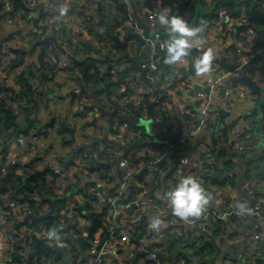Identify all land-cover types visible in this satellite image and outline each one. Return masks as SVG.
<instances>
[{"label": "built area", "instance_id": "built-area-1", "mask_svg": "<svg viewBox=\"0 0 264 264\" xmlns=\"http://www.w3.org/2000/svg\"><path fill=\"white\" fill-rule=\"evenodd\" d=\"M117 1L133 6V8L128 6L129 9L138 10L137 0ZM205 1L211 3L213 0ZM22 2L23 6L15 9V0H0V39L3 40V46L0 48V82L18 91L21 85L17 81V75L34 65L39 67L41 54L46 51L52 79L57 81L59 77L61 87L65 88L61 95L70 97L71 91H75L78 96L81 95L83 85L80 78L78 77L79 81L75 85H71V80H75V76H72L71 68L74 63L69 53L75 45L71 44L65 34L62 20L70 27L72 39L75 40L78 36L84 39L86 32H90L101 15L98 11V0H22ZM183 2L184 0H174L175 9L179 10ZM72 6H75L74 11L83 12L75 24H70L66 20L73 12L69 11ZM61 8L64 9L63 12ZM148 8L150 13L147 11ZM170 9L171 7L163 0H152L143 8V13L150 24L148 37L153 51L150 55L148 74L152 78H156V73L160 74L159 70L161 72L154 54L157 51L161 52L160 44L165 41L160 39L158 42L152 33L159 30L167 32L164 26L159 27L156 14L161 11L169 13ZM102 13L105 15L104 8ZM244 17L245 14L241 18L232 17L225 9H221L216 20L203 23L209 27L207 36L212 42V48L218 45L227 46L230 53L234 52L236 55L245 49L244 51L251 52L248 55L249 59L253 56L260 57L255 62L257 69L251 68L250 73L252 72L263 90L264 30L252 26L242 33L241 41L236 39L239 35L236 28V37H230V40L225 38L226 32L220 31L225 21L237 20V24H241ZM105 18L112 22L108 16ZM125 26L141 35L144 34V28L139 26L134 17H129L117 25L116 32H121V40L128 44L127 50H138L142 47L139 38L125 37L126 32L123 31ZM19 29L21 33L17 34ZM215 29L219 30L220 34ZM13 36L20 38L13 41ZM49 36H54L55 40L46 42ZM107 41H110V47ZM96 46L100 53L93 48L87 56L97 57L108 53L115 56L120 52L110 39H103ZM26 47H31V52L26 53ZM18 57L21 63L15 65ZM76 57L81 58L78 55ZM11 64H14L15 68L10 72L8 67ZM189 69L188 59L184 57L172 65L166 76V90L173 86L171 83L174 79L177 78L179 81L178 108L180 113L188 118L187 127L179 133L173 129L168 130V126L163 129L160 124L153 125L152 130L157 136L168 137L166 142L143 146L141 150L137 149L140 147L130 149V145L135 141L131 135L124 133L130 125L123 122L116 125L118 127L116 134L118 141L123 144L127 142L129 149L127 155H123L126 150L118 155L117 152L104 150L102 147L100 150H95L94 147L82 150V144L77 146L75 143L70 151L64 152L61 146L58 148L51 142L52 140L55 142L56 133L63 136L60 133L59 121L57 125L48 124L39 116L33 117L34 124L30 129L25 128L29 131L28 134L24 130L7 137L0 136L1 176L14 165H19L16 173L26 174L32 178V188L15 193L3 190L0 183V264H18L16 253L22 256L24 264H68L63 263L61 259H55L53 254L51 257L43 258V261L37 260L35 241L38 239L37 241L50 245L52 249L62 248L64 253L76 251L80 247L76 240L79 236L78 230L81 231L80 234H88L87 226L90 221L87 214L90 210L86 209V205L91 204L97 211L101 209L102 200H106L103 211L107 208L103 217L105 227L94 233L88 249L77 256L74 264H120L121 260H127V264H136L140 253L144 254L139 258L140 264H173L169 240L176 237L174 240L176 241L180 236L189 239L191 245L201 236L213 239L217 251L218 246L222 249L216 264H257L259 260L264 261V161L263 167L253 170L250 175H246L247 167L244 164L249 160L246 158L248 150L264 155V119L260 114L245 117L243 112L237 113L238 120L231 124L226 121L227 117L220 116L213 103V97L219 96L225 109L235 114L238 100L253 90L245 82L238 80L243 69L237 67L234 70H220L217 78L211 82L210 93L198 91L194 95L189 94L193 87L187 76ZM116 71V68L113 69L114 74ZM232 80L236 85L232 86ZM145 87L146 91L142 95L124 97L121 100L120 108L123 113L131 111L128 102L132 98L136 99L138 106L145 105V96L155 90L153 84L146 83ZM232 90L235 92L230 94ZM10 94V91L0 90V102ZM193 99L199 102L197 108ZM95 101V97L89 94L86 99L79 101L77 110L89 112L88 121L98 125L99 129L104 127V131L112 133L110 123L113 117L102 116L100 106L96 105ZM14 105L22 116L20 101H16ZM158 119L159 117L156 118ZM255 122H259L260 126L257 132L252 130ZM13 131L14 128L8 130L11 133ZM87 132L88 135L93 133L89 130ZM176 134L181 138L171 142L169 138ZM181 141H195L200 145L196 147V152H189L181 149L188 147L182 145ZM221 150L225 152L223 156L218 155ZM105 162H109L110 170L102 169ZM143 174L144 179L140 180ZM182 175L196 176L208 192L209 203L199 217L185 220L173 214L168 206L165 193ZM77 179L89 184L87 194L79 193L77 189L68 190L69 185ZM133 185L142 189L132 198ZM50 186H53L52 192H49ZM78 194L81 197H77ZM47 195L68 198L67 214L55 219L57 230H67V227H70V231H66L68 238L60 237L57 240L48 236L50 229L46 218L54 214L55 210L44 201ZM29 198L36 200L35 204L31 203ZM241 203L251 211L241 210L239 207ZM80 204V208L83 207L81 209L78 208ZM146 215L147 223L143 221ZM153 215L162 218L159 229L150 226L149 219ZM108 232L110 235L105 238ZM208 252L207 248L203 251L209 256ZM185 254L190 257V261L187 263L184 255L176 264H198L201 260V257L194 253L193 247Z\"/></svg>", "mask_w": 264, "mask_h": 264}, {"label": "trees", "instance_id": "trees-1", "mask_svg": "<svg viewBox=\"0 0 264 264\" xmlns=\"http://www.w3.org/2000/svg\"><path fill=\"white\" fill-rule=\"evenodd\" d=\"M114 1V6L112 7L114 9V14L118 17L120 20V23L128 19L129 17H138L141 18L140 13H138V10H132L129 9L128 5L126 3H122L117 0ZM193 4H191V8L195 9L196 6L199 3H202L204 6V14H201L199 12L198 14V20H205L206 18H210V21L216 20L219 16V11L221 9H225L230 16L241 18L243 14H245L244 19L242 20L241 24H237L235 28L238 31V34L241 36L243 32H245L248 28L254 26L260 30H264V0H213L211 3H208L205 0H192ZM22 0H15V9H18L20 6H23ZM103 4V8H104ZM151 7L154 8V5L151 4ZM105 10V8H104ZM211 10V11H208ZM158 13V12H157ZM158 16V14H156ZM105 16L107 17V12L105 10ZM147 18V17H146ZM143 22H147L148 20L145 19V17L141 20ZM93 31V30H91ZM72 37V34H71ZM168 37V33L165 31H158L157 34V41L159 42L160 39L166 40ZM132 38V37H131ZM135 38V37H134ZM109 40L107 37L102 36L101 40ZM130 39V38H128ZM51 40H55L54 36H49L46 42H49ZM74 45H75V51L76 54L79 52L78 43H75V40L73 39ZM82 44L86 45V43L89 44L88 41H85L83 38L80 41ZM89 53V52H88ZM161 55L165 57V50L161 48ZM19 54H21V50L19 49ZM47 52L43 51L41 54V65L39 67H36L35 65L33 67H30L29 69H26L22 71L20 74L17 75V81L21 85V88L17 91L16 89L6 86V84L0 82V90L3 91H10L11 94L8 97H5L0 102V136L7 137L11 134H18L26 129H30V126L34 124L33 117L38 116V112L41 106V102L37 98V94L40 93L39 89L37 87V80L45 78V75L48 73V70L51 69V66L46 59ZM19 58L15 61V65H19L21 61H19ZM87 61L81 62V61H73L74 65L71 68L72 69V76H76L80 78L81 83L86 87L89 91L95 90V97L98 98L99 103L101 104V100H104V98L107 99L105 101V105L108 106V103L111 106H115V100H116V94H119L118 86L120 84V80H118L115 75L107 70H102L101 63L95 59L93 56H86ZM14 64H11L8 69L11 72L15 68ZM166 72V69L164 73ZM129 74H125V77L127 78ZM157 79L160 78V74L156 77ZM154 93L159 94L158 91H155ZM257 94V93H256ZM131 97V92H124L122 93L121 97ZM260 96L258 97L259 100ZM146 99H149V102L146 101ZM156 99V98H155ZM152 100L151 96H146L145 101L152 104V110L154 112V116L157 114V110L155 109V106L158 103H161L162 99L154 101ZM16 101H20V110L22 114V119H19L20 113L16 111L14 103ZM147 106H141L140 110L143 113L146 109H148ZM245 117H251L256 116L257 114H260L264 119V102L261 104V108L259 110H247L244 112ZM133 120H137L138 117L135 115L136 113L130 112ZM116 120L115 118H112L111 120V127H112V133H116L118 131V127L116 126ZM10 128H14V131L8 132ZM260 126L259 122H255L253 125L252 130L253 131H259ZM66 130V129H65ZM142 134V138H139L138 141H145L146 138V132L144 128H139ZM66 141V139H65ZM183 144H188V147H182L181 149L187 150L189 152H196L199 142L195 143V141H181ZM135 143V142H134ZM133 144V143H132ZM132 144L130 146H132ZM100 145V144H99ZM98 144L94 146L95 150L99 149L100 146ZM104 150L112 151L117 146L106 144V146H103ZM82 150H86V148L82 147ZM131 149V148H130ZM129 150V149H128ZM225 152L223 150L218 152L219 156H223ZM259 157L264 159V155H259ZM249 159V158H248ZM251 159H249L245 164L247 174L250 175V173L255 170V168H252L251 165ZM1 156H0V168H1ZM19 167V165H14L12 169L8 172H6L3 176H1V170H0V183L2 184V189L5 191H10L12 193L15 192H21L25 188H32L31 176L28 175H21L16 173V168ZM103 170H110V167L108 165L102 166ZM47 170H49L47 168ZM111 177H114L112 174H110ZM217 178V177H215ZM144 179V174L140 176V180ZM88 185L82 182V180L77 179L74 182H72L68 190L71 189H77L79 193L87 194L88 191ZM133 189L131 197H135L137 193L142 189L139 188L137 185H133L131 187ZM53 191V186H50L49 192ZM93 197V196H92ZM31 203L36 202V200L29 198ZM44 201L50 204L54 210L55 213L51 214L46 218V223L48 226V229L55 228L57 229V223L55 222V219L58 218L60 215H65L68 207V198L65 196H52L47 195L44 198ZM81 204L78 206L80 208ZM94 207L91 204L86 205V209L90 210L92 213V220L89 219V221H92V225L87 230V233L89 237H86L87 234H80L81 231L78 230V237L79 240L77 243L83 247L84 251H86L90 245V240L94 236V233L97 232L99 229L104 228V215L107 212V208L103 212H96ZM81 209V208H80ZM89 218V217H88ZM147 218H144L146 220ZM37 222V220H36ZM219 228L221 226H218ZM106 230V229H105ZM66 229L58 230L60 237H67ZM107 231V230H106ZM106 231L104 233H106ZM55 239V238H54ZM38 240V239H37ZM35 241L36 245V252H37V260L43 261V258L51 257L53 254V257L55 259H61L62 257L58 256V252L54 251L51 246L48 244H45L42 241ZM200 241H197L195 244H192L193 251L195 254L199 255L201 257V260L198 262V264H210L212 257L217 252V247L215 245V242L213 239H210L206 236H201ZM175 247V243H172L170 245V251L173 250ZM208 249V255L203 253L204 249ZM74 250V249H73ZM174 254V253H173ZM172 255V254H171ZM185 255V250L182 248H179V252L175 257L173 255L171 256V260L175 258V260L180 259ZM77 258V256H75ZM16 259L18 264H24V260L22 256L18 253H16ZM204 260H207L205 263H203ZM257 264H264L263 260H259Z\"/></svg>", "mask_w": 264, "mask_h": 264}, {"label": "crops", "instance_id": "crops-1", "mask_svg": "<svg viewBox=\"0 0 264 264\" xmlns=\"http://www.w3.org/2000/svg\"><path fill=\"white\" fill-rule=\"evenodd\" d=\"M106 1H108L110 6H113V4H114L113 0H106ZM149 2H152V0H137V5H138L137 6L138 11L137 12L142 14L140 19L138 17L137 18L134 17L138 23L140 22L139 20H142L144 17L146 20H148V18H146V15L143 13V8ZM191 4H193V3L190 1V4L186 9L185 14L182 16L184 19H186L188 21L189 24L191 23V20H190L191 16H193L195 14V12H193L194 9H192L190 7ZM104 6H105L104 8L107 12L108 11L107 9L110 6L107 8L105 3H104ZM128 6H130V5H128ZM130 7L133 8V6H130ZM59 11H60V8L58 9V12ZM200 12H201V14H204V10L200 9ZM81 13H83V12L73 10V12H71V14H70V17L67 16V18H66L67 22H69L70 24L78 23V17ZM224 17H225V19L227 18V16H224ZM98 20L96 21L95 26L91 27L90 32H86L87 34L85 35V38H84L86 41H90L93 46L91 44H88V43H86V45L82 44L81 42L78 43L79 52L77 53V55L81 58H84V56H87L88 52L93 50L94 46L98 45L100 43V41H102L101 37L99 36V32L100 31L102 32L105 29V27L102 25L100 20L99 21ZM197 20H198V18H197ZM197 20L194 23V25H198L203 21L209 22L210 18H206L205 20H199V21H197ZM224 23H226V24H224ZM224 23H223L220 31L226 32L225 38L230 40V37H236L237 31L235 30V25L237 24V20H228V21H225ZM117 25L118 24H115L112 27L113 32H116ZM208 28L209 27H207V25L205 24V30L202 33H199L197 35V37H193L192 39L193 40L202 39L204 42L203 47L205 49L211 48L214 51V59L212 61V69L208 73L193 74L192 67L190 66V60L187 57L188 66L190 68L187 76H188L189 80L191 81V83L193 84V87H195L196 84L203 85V86L206 84H209V83L211 84V82L217 78L219 71L222 69H225V68L221 67V59L223 57H225L227 63H230V64L235 63L236 61L244 62V61L249 59L247 54H242L245 49H243L239 54L237 53V55H236L234 52L230 53L227 46L218 45V47L212 48V42L210 41L209 36H207ZM63 29H64L65 34L68 36V31H67L65 26H63ZM91 30H93V31H91ZM130 30H132V29L130 28ZM123 31L126 32L125 37L128 36V38H131L128 34L129 31H127L126 29H123ZM220 31L216 30V32L219 34H220ZM119 33L121 34V32H119ZM71 34H72V31H71ZM215 36H216V34H215ZM242 36L243 35H241V37L239 35H237L236 39L241 41ZM19 38H20L19 36H13L12 40L18 41ZM144 47H145V44L142 45L141 50H143ZM26 48H27L26 53L31 52V49H32L31 47H26ZM195 49H196V51L193 53V56L198 58L200 51H202V49H197V48H195ZM122 53L120 52V53H118V55H121ZM159 64H160V69H161V72H160V70L158 72V73H160V78H159V80H160L162 75L164 74L165 69H166L165 73H168L172 66L169 69L166 68L165 57L163 58V61ZM75 71H76L75 72L76 73L75 80H71V85H75L79 81V78L77 77V73H78L77 71L78 70H75ZM50 72L51 71L48 70V73L46 74L48 76L46 77V75H45L46 78L37 80V87H38L40 93H38L36 96L39 99V101L41 102V106H40V109L38 112V116L41 118V120H44V122H46L48 124L57 125L58 121H59V124H61L60 133H62L64 137L59 135L58 133H56V136L54 139L55 142L53 140L51 142H53L55 144V146H57L58 148H60V146H61L63 151L66 152V151L71 150L73 143L77 144V146H80L81 144H85V143L89 142L90 140H92V136H98L100 134H101L100 136H102L104 134H108L110 138L117 140V137H118L117 134L116 133H110L107 130L104 131V127H101L99 129L100 134H95L93 132V133L89 134L90 136L86 135V133H88V132L85 128H86V125L90 123V121H88V119H87L88 118L87 114H89V112H85V111L79 112L77 110V107L79 106V101L86 99V97L89 94L82 93L79 96L76 95L74 98L72 97V94L70 97H65V96L61 95L63 93H59L60 88H61V84H60L61 82L59 80L60 78L58 77L57 81H54L52 79ZM110 72L113 73V71H110ZM114 75L118 80L121 81L119 86H118L119 94L122 95V93L128 92L129 90L127 89V84H126L125 80L122 79L123 78L122 75L119 73L114 74ZM157 75L158 74L156 73V77H157ZM166 76H167V74H166ZM165 81H166V78L162 79V81H161L162 87L164 89H165V85H166ZM233 83L234 82L232 80V83H231L232 86L234 85ZM42 90H44L45 93H43ZM179 90H180V85L178 86V89H176V86H172L168 90L165 89L164 93L159 92V94H157V95H156V93H154L156 91V89L154 90V92H151L148 94V96L152 97V100L156 98L154 101L159 100L160 98L162 99L161 103H158L155 106V109L157 110L156 118L159 117V119L156 120V122H154L152 124V127L155 124H160L163 129H164V126H168V130L173 129L177 133L183 132L184 129L187 127L188 118H187V116L182 115L179 111V108H178V104H179V100H180V91ZM90 91L95 92V90H90ZM196 92H198V91L193 92V95ZM234 92H235V90H232L230 94H233ZM166 94H168V96H166ZM260 94H261V92H260ZM260 94L259 93L256 94V92L252 91L247 96L242 97V99H239L235 114H232V116L227 117L226 121L232 124L236 120H238L237 113L241 114V113L245 112L246 110H252L253 109L252 106L254 105V97H256L257 95H260ZM124 97H121L120 101ZM258 97L256 99V102L258 100ZM104 99H105V101H107L106 98H104ZM51 104H55V105H51ZM95 104L98 106L100 105V103L97 101H95ZM88 107H90V105ZM107 107L110 109L111 108L113 109L115 106L113 105L110 107V105L108 103ZM58 116H59V118L57 119ZM89 116H90V114H89ZM144 116L148 117V109L144 113ZM21 118H22V116H20L19 119H21ZM113 118H115L116 123L119 124L117 117L113 116ZM83 122H84V124H82ZM74 124H77V129H76L77 141L71 142L70 138L73 137L71 126H73ZM144 130H145V128H144ZM168 130H166V131H168ZM177 135L178 134H176L175 136H177ZM175 136H173V137H175ZM147 138L150 139V136L147 135ZM179 138H181V136H178L177 141ZM65 139H66V141H65ZM196 141H199V140H196ZM78 142H80V143H78ZM119 142H120V145L117 146L115 149H113V151L117 152L118 155H120L121 153H123L125 150L128 149L127 142H126V144H123L121 141H119ZM199 142H202V141H199ZM98 145H99V143H98ZM104 145L106 146V144H100L99 145L100 149H101V147L104 148L103 147ZM186 145H188V144H186ZM199 145H200V143H199ZM60 181H62V180H60ZM144 218H148V215L143 217V221L145 223H147L148 220H144ZM174 240H175L174 237L170 238L169 241L171 242V245H172V243H175V244L178 243L179 248H181V249L182 248L184 249L186 247L191 249V247H192V246H190L191 241L189 239H186L185 243H183L180 240H176V241H174ZM197 241H200V240H197ZM64 254H63V256H64ZM171 254L173 255V257H175V254H173V250H172ZM143 255H144L143 253H140L138 255L137 260H136L137 261L136 264H140L139 258L142 257ZM64 263L72 264L71 258H70V261H67ZM127 263H128L127 260H121V262H120V264H127Z\"/></svg>", "mask_w": 264, "mask_h": 264}, {"label": "water", "instance_id": "water-1", "mask_svg": "<svg viewBox=\"0 0 264 264\" xmlns=\"http://www.w3.org/2000/svg\"><path fill=\"white\" fill-rule=\"evenodd\" d=\"M163 1L166 5H169L171 7V9L169 11V15L183 16L186 12L187 7L190 4V0H184L183 4L179 8V10H176L175 5H174V0H163ZM200 9L205 10L202 3L197 4L195 14L193 16H191V18H190V20H191L190 25H194V23L196 22L198 14L200 12ZM73 10H75V6H72L71 8H69V11H73ZM98 11L101 12L99 20L102 23V25L105 27V29L102 32L101 31L99 32V36L100 37L105 36V37L109 38L110 40L113 41L114 45L119 49V51L121 53L123 52L121 55L117 54L114 56V55H111L110 53H108L104 56L100 55V56L95 57V59L101 63L102 70L113 71V69L116 68L117 69L116 74L119 73L122 75V77H123L122 79L125 80V82L127 84V89L129 90V92H131L132 96L133 95L139 96V94L142 95V93L139 92V90H140V87L145 86L146 83L153 84L156 91H158L160 93H164L165 89L162 87L161 81H162V79L166 78L167 73H164L160 80L157 78H152L148 74L149 63L151 61L150 55L153 51V49L150 45V43H151V40L149 39L150 37H148L150 24H148V22H143L141 20H139L140 21L139 23L137 22L140 27L144 28V34L143 35L139 34L138 32H134V31L130 30L129 26H125V29L127 31H129L128 34L130 37L139 38V42H140L141 46L143 44H145V47L143 50H141V48H139L138 50L130 51L129 49L127 50L128 44H126L125 42H123L121 40L120 33L112 31V27L115 24L120 23V20L118 19V17L115 16V18L112 22H108L105 18V15L102 13L103 12V5H102L101 1L98 4ZM208 11H211V10H208ZM62 23L68 31V37H69L71 44H74L73 39L71 37V29L66 25L64 20H62ZM224 24H226V23H224ZM20 33H21V29L17 30V34H20ZM157 34H158V31H154L152 33L153 38L157 39ZM259 43L261 44L263 42H259ZM89 44H91V42H89ZM2 46H3V40L0 39V48ZM94 48L96 49V51L98 53H100L97 46H94ZM22 51H24V50H22ZM195 51H196V49L193 48L190 51L189 55L186 56L190 60V66L192 67L193 74H196L195 70L192 66V57H193V53ZM75 53H76L75 48H73L71 53H69V56L71 57V59L73 61H81V62L87 61V58H84V59L77 58L75 56ZM242 54L250 55L251 52L244 51ZM154 57H156V61L158 63H161L163 61V58H164V56L161 55L160 51H157L154 54ZM259 58H260L259 56H253L250 59H248L247 61H244V62L239 61V62L230 64V63H227L226 58L223 57L221 59V67H223L227 70H234L237 67H241L243 70H242V74L238 78V80L241 82H245L247 85H249L251 87V89L254 92L260 93V92H262V86L253 77L252 72L250 73L251 68L253 70L257 69L255 62ZM143 64H147V65H143ZM172 65L173 64H169L166 62V68L169 69ZM125 74H129V76L126 78ZM178 84H179V82H178L177 78L174 79L172 82V85L178 86ZM234 85H236V84L234 83ZM81 91H82V93H87V94H90L91 96L95 97V92L89 91L86 87H84V85L82 86ZM195 91H202V92L210 93L211 92V84L209 83V84H206L204 86L196 84L195 87L190 89L189 94L193 93ZM42 92L45 93L44 90H42ZM71 94H72L73 98L77 95V93L75 91H71ZM148 94H147V96H148ZM166 96H168V94H166ZM95 99L97 102H99L97 97H95ZM120 99H121V95L116 94V100L114 102L115 107L113 109L108 108L107 105H105V101L101 100V104L99 105L100 111H101L102 116H112V117L115 116V117H117V120L119 123L128 122L131 128H145V132H146V134H148L150 136V139L133 143L131 146V149L137 148V147H143V146H154L156 143L167 141L168 137L160 138L152 130V124L154 122H156V118H155L154 112L152 110V104L148 103V106L146 104L147 102H149V99H146L147 102L144 101V103H145L144 106L148 107V117H145L144 112L143 113L141 112L140 108L143 105L138 106L135 98H132L128 102V104L130 105V109H131L130 112L136 113L135 115H137V117H138V119L136 121L133 120L131 114H129L130 112L125 114L121 111ZM263 102H264V95H262L259 98V100H257L254 110H259L261 108V104ZM213 103H214V109L219 112V114L222 118L229 117L232 114L230 110L225 109V105L223 103V100L219 96L215 95L213 97ZM194 105H195V108L198 107V105H199L198 100L194 101ZM164 128H165V126H164ZM76 129H77V124H74L73 126H71V130L73 133V137L70 138L71 142L77 141ZM25 131L27 134L29 133L28 130H25ZM86 135H88V133H86ZM177 138H178V135L175 137L169 138V140L171 142H176ZM98 143L99 144H110V145H115V146L120 145L119 141L114 140V139L110 138L108 134H105L103 136H100V135L92 136V140H90L89 142H87L85 144H82V147L93 148ZM127 153H128V150H126L123 155H127ZM72 158H73V156L70 157V160H72ZM108 164H109V162H105L102 165H108ZM54 181H56V176L54 178ZM154 197L157 198L156 196H154ZM105 201L106 200H102L100 202L101 209L97 210L96 212H103V204L105 203ZM81 208H83V207H81ZM92 213L93 212H88V214H87L90 220H92ZM91 225H92V221L87 226V229H89ZM260 229H261V226H260ZM67 231H70L69 226L67 227ZM115 232L117 233L118 230H116ZM109 235H110V232H108L105 235V238H107ZM86 237H89V235L87 234ZM175 239H176V237H175ZM76 240L78 241L79 237H77ZM177 240H180L183 243H185L186 239L180 236L179 238H177ZM53 250L58 252L59 257H63L64 250L62 248H55ZM84 252L85 251H84L82 246H80L76 251L71 252L69 257L71 258L72 264L75 263V260H76L75 256L82 255ZM221 252H222V249L220 246H218V251L216 252V254L212 258V264H216V260H217V258ZM185 258H186V262L188 263L190 261V257L187 254H185ZM205 262H206V260L203 261V263H205Z\"/></svg>", "mask_w": 264, "mask_h": 264}, {"label": "clouds", "instance_id": "clouds-1", "mask_svg": "<svg viewBox=\"0 0 264 264\" xmlns=\"http://www.w3.org/2000/svg\"><path fill=\"white\" fill-rule=\"evenodd\" d=\"M64 9L61 8V12ZM158 22L165 27L168 37L160 44L165 50V61L169 64L180 62L188 56L193 48L202 49L199 57H192V66L196 74L208 73L212 69L214 51L211 48L205 49L202 39H195L199 33L205 30V24L190 25L186 19L179 15H169L167 11L158 13ZM168 206L173 214L184 218L199 217L209 203V195L201 181L194 175H182L177 179L174 186H171L165 193ZM241 210L247 209L243 203L239 205ZM151 228L159 229L162 218L153 215L149 219ZM49 238L60 239L57 229L52 228L48 233Z\"/></svg>", "mask_w": 264, "mask_h": 264}, {"label": "rangeland", "instance_id": "rangeland-1", "mask_svg": "<svg viewBox=\"0 0 264 264\" xmlns=\"http://www.w3.org/2000/svg\"><path fill=\"white\" fill-rule=\"evenodd\" d=\"M100 1L102 2V4L105 3L107 8L110 6V4L108 3V1H106V0H98L97 3L99 4ZM113 6H114V4H113ZM113 6H110L108 9L106 8V9L108 10V11H107V16H108V18L111 19V21H113L114 18H115V16H116V15L114 14V9L112 8ZM147 11L150 13V9H149V8L147 9ZM86 12H88V10H86ZM161 26H162V25L159 24V27H161ZM81 39H82V38H80V36H79V37H76V39H75V43H76V44H77V43H80ZM107 42H108V46L110 47V41H107ZM47 76H48V75H46V77H47ZM46 77H45V78H46ZM183 82H185V81H183ZM64 90H65V88H64V87H61L59 93H64ZM145 91H146V87H145V86H142L141 89H140V92L143 94ZM259 94H260V93H259ZM262 95H264V89L262 90V92H261L260 95H257L256 97H254V105L252 106L253 109L255 108V104H256V99H257V97H258V96H262ZM145 112H146V110L144 111V113H145ZM82 124H84V122H83ZM85 129H86V130H89V131H93L95 134H100L98 125H96V124L93 123V122H90L89 124H87ZM124 133H125V134H128V135H131V136H132V140L135 141V142H137V140H138L139 138H142V137H141L142 135L139 136V134H140V130H139V128H131V127H130V128L125 129V130H124ZM145 138L147 139V136H145ZM144 148H145V147H144ZM137 149L141 150L142 147L137 148ZM259 155H260V154L254 152V151H252V150H248V151L246 152V158H249V159L252 160V161H251V165H250L252 168L258 169V168H262V167H263V161H264V159H263V158L261 159V158L259 157ZM77 197H81V196L78 194ZM65 214H67V212H66ZM63 238H64V237H63ZM184 250H185V253H188L190 249L186 247V248H184ZM178 252H179V244L176 243V244H175V247L173 248V253H174L175 255H177ZM69 256H70V253H65L64 256L61 258V261H63V263H64V262H67V261H70ZM176 262H177V260H175V258H174V259H173V264H176Z\"/></svg>", "mask_w": 264, "mask_h": 264}, {"label": "flooded vegetation", "instance_id": "flooded-vegetation-1", "mask_svg": "<svg viewBox=\"0 0 264 264\" xmlns=\"http://www.w3.org/2000/svg\"><path fill=\"white\" fill-rule=\"evenodd\" d=\"M195 10V9H194ZM194 10H193V12H194Z\"/></svg>", "mask_w": 264, "mask_h": 264}]
</instances>
